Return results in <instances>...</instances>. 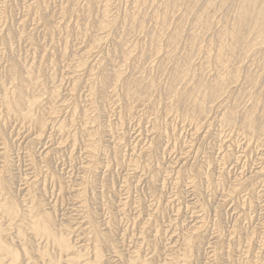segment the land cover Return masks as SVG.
I'll list each match as a JSON object with an SVG mask.
<instances>
[{
    "label": "rangeland",
    "instance_id": "1",
    "mask_svg": "<svg viewBox=\"0 0 264 264\" xmlns=\"http://www.w3.org/2000/svg\"><path fill=\"white\" fill-rule=\"evenodd\" d=\"M68 1L69 0H0V75H1L0 79L2 81L5 80L2 78V76L5 75L6 71L9 69L8 67H11L13 62H14V64H13L14 66L16 63L17 72L20 74L24 73V67H25L24 65L25 64L23 65L22 63H24L23 59H25L27 56H28L26 58L27 60L29 59L30 56H31L30 57L31 59H29V61H26V59H25V63L28 62L26 64H29L30 60L31 61L35 60L34 64H39V63L40 64L41 63L47 64V62L49 64L50 61H55V62L57 61L56 62V65H57L58 61H60L61 56H62L61 51L64 50L61 48H64L65 45H67L69 43L67 45L68 47L65 46V53L67 52V54H70V51L72 53H74L80 48V50L77 51L78 54L77 53H74V54L71 53L72 56L70 55L71 56L69 58L70 60L72 58H74V60L73 59L71 60L73 67H70L68 69L65 68V67H69L71 65V63L69 62L70 61L69 59H68L69 61L67 63H65L66 60L64 62L58 63L59 66L57 65L56 70H55V79L53 78L54 77L53 73L51 74L52 77L49 76L51 73L50 71L45 72L46 74L48 73V75L43 73V75L41 76V74H40V82L46 83L45 85H46V88L48 91L53 87L55 82L58 83V80L60 82V86L62 87V89H61L62 94H61L60 102L58 104H56L57 110H58V113L56 115V119L50 120V123H49V127L51 125L54 126V128H53L54 130L53 129L50 130L40 140L38 139L36 141H32V140H35V139H33L34 136L32 135L33 134L32 130L30 132V129L28 130L27 127L26 128L24 126L21 127V124H19L18 122H17V126L11 125L9 123H6V126H3L4 130L3 129L2 130L4 132L8 129V131H6L7 133L5 132V135L9 136V140L11 142V143L9 142V144H10L9 146L11 147L10 149H11V157H12V161H10L9 165L6 166V168H5L6 171L4 170V172H3V176L9 177V174L11 175V173H12L13 178H14V185H13V188H14L13 190L15 192L14 196H16L18 198L21 197L19 199H20V204L23 205L22 207L25 206L24 202H23V201H25L24 198L28 199V197L26 195L27 194L26 191H27V187H28L29 183H32L34 181L38 182L40 189H43V187L45 186L44 191L46 190L45 188L48 189V190H46L47 191L46 194L48 193V195L45 196V197H47V200H48L47 202H48V204L56 206V208L58 210V215H59L58 218H60L64 222H65V220H69V221L71 220L75 226L73 235L76 234V235H78V237L81 235L80 239L82 238V240H83V238H84V242H85V243L82 242L81 245L84 244L87 247L90 245L88 247V248H90V247H92V244H91L92 241H89V239L87 240V241H89L88 243L85 241L88 238L87 237L85 239V237L89 236V235H87L86 233L83 234V232L86 231V229H85L86 226L84 225L85 223L83 222L84 219L81 218L83 215L81 212H79V209H78V206L80 205L79 199L77 197H75V195H74V194L77 195L78 190H80L79 187H80L81 183L83 184L84 177H86L85 175L89 174L88 178L92 179L94 184H93V187L90 189V191L92 192V196H91V192H89V188H88V190H87L88 192H86V194L89 193L87 195L88 196L90 195V196L89 197L87 195L86 196L88 197V199L91 198L90 200H92V197H93V200L95 202L93 200L92 201L89 200L90 201L89 203H91L90 207L94 213H95L94 210L96 209V213H95V215H97V216H95V218L97 217L96 222H98V223L100 222L101 224H103V225H101L102 229H104V231H106V232H109V234L111 236L110 239L107 240L108 242L107 241L105 242L108 245H106L104 243V246H105L104 252H105V255L107 257L106 259L110 258V260L111 259L113 260V261H111L112 264H125V262L127 264L128 263L127 260L130 259V255L132 256L133 253L139 254V256H141V257H143V256L147 257V256H149L148 254L150 253V256L152 255L151 257L153 258L155 253L154 252H153L154 254H151V253H152V250L153 251H155V250L152 249V247H154V245H156V244L158 245V248H159L160 253H161V257L159 258V260H161V258H162V260H165L167 258V256H168V258L169 257H176V255L178 256L180 254L178 257H180L181 255L182 256L186 255L187 260H188V262H190V264H226V263L227 264H252L253 262L255 264H264V213H263L264 212V175H261V176L256 175V174H258V172L261 169H264V147H263V145H260L261 143L258 142V140L255 141V139H254L253 141H249V139L246 138L243 135V133H241V131H238L239 130L238 127H235L236 129L233 127H229V126H227L228 128L226 126L223 128V126H222L223 124H221V121L219 120V117L221 118L223 116L220 114H223V113L225 114V112L230 111L231 108L233 109L236 106L235 105L236 101H235V103H233L235 99L238 101H242V100L246 101L247 104L243 101L241 102V103H245L247 105V106H245V104H243L245 106L244 109L246 110L248 108L250 109V107L253 105V104L252 105L250 104V107H249V102L253 103V101L257 97V95L254 96L253 94H258V96L259 95L261 96L263 94L262 96L264 97V92L263 93L261 92L259 94V92L256 91V90H258L257 88H255L256 86H253L256 89L255 90L256 93L253 91L254 90L253 87H252L253 90H251V87L249 88L250 89L249 92H250V94L252 93V96L250 94L249 95H250V97L253 98V100H252V98H250L251 100L242 99V97H245V94L248 95V93H249L248 91H245L247 93L244 92V89L246 87L244 88L243 86H248V85H244V83L242 82V81H244L243 76H246V74L248 72H250V70L247 71V69H249L251 67L250 63L254 62L255 60L259 61L260 57H261V61H259L258 63L261 64L264 62V61H262V57H264V55H263L264 54L263 53L264 52V49H263L264 44L261 48L263 50V52L261 49H258L259 51L257 53L253 52V54L255 53L253 55L252 51H251V53L248 55L250 57L248 59L246 58V61L241 63V64L245 63L243 65L244 68L250 66L249 68H246V70H244L243 66L240 64L241 69L243 68L242 70H244L247 73L245 74L244 71L241 72L242 74H241V77L239 78L241 81H238V84L236 85L237 87L234 86L232 88V89H234L233 94H232V90L230 89L231 91L229 90L230 92H228V94L225 97L223 96V99L221 98L220 101H217L218 102V104H216L217 106H219V104L221 102H223L224 104H222V103L220 104L221 105V106H219L220 109L217 107L218 112H216V108L212 109L213 113L211 112V114L212 115L214 114L213 115L214 119L216 117V119L213 121L212 125H210V126H205V125H201V126L199 125L198 126L197 125L198 126L197 127L195 124H192V122L191 123L186 122V121H189L190 119L186 120V119L181 118V115H179V114L177 115L175 111H173L175 113H171L172 111L170 112L167 110L168 113L166 114V110H165L166 108H164V106H162L163 105L162 103H165L164 101L161 103L162 105L160 104L161 107L160 106L158 107L159 112L157 111V117L155 115L150 114L152 112H150L149 108H151L150 106L152 105L153 100L155 99L154 100L155 103L156 102L160 103L163 99V96L160 95L158 97L159 98L162 97V98H160V100L159 99L157 100V98H158L157 95H158V93L161 94L160 93L161 88L164 86V84L168 80L167 78L170 77L169 76L171 74V72H169L171 70L170 66L175 62V60L180 59L182 57V55H183L182 58H184L185 56L190 55L192 53H193L192 55L197 54V55L193 56L194 57L193 59H195L197 61L195 66L197 65L196 67H198V66L200 67V62L203 61V62H201V63H203V64H201V67H202V69H205L204 66H202V65L206 66V64L209 62L208 59L210 58V56L212 58V56L214 57L217 54L218 39H216L217 37H215L216 34L218 33L217 35L219 38V35L221 33L220 31H222L224 29V27L227 28L229 26L230 22L233 24V20L235 17V15H234L235 14L234 13L235 8L234 7H231V6H230V8H228L229 6L226 7L227 9H229V12L224 7L226 9L225 11H227L229 14V15L227 14L225 16L223 15L224 17L221 16L222 15V13H221L222 8H221V10L218 9L220 7H217V5L215 6V9L212 8V9H214V11L216 9L219 10V11L216 10L217 13L215 11V13H216L215 14L214 11L212 9H210L211 7H209V8H207L208 10L210 9L208 11L209 13L207 12L208 16L210 15V17L212 18L214 16L213 14H215V17H213L214 21L210 18V21L212 20L213 22H211V25L209 27L210 29H208V31L205 32L204 31L205 29H202V27H200V24H202L203 18L205 19L206 17H208L207 13H206L207 9L201 10V9H204V7L206 8V6L204 4L201 5L202 4L201 3L200 5L198 4L200 6V8L198 5H197V8H196V6H195V8H193L194 6L191 5L190 0H186V1L182 0L183 2L181 1L179 3L181 5V6H179L181 9L176 7L173 9L174 12H172V10L169 9L170 15H171L170 16L171 18H169L170 19L169 22H171V23H169V26L171 27L170 24H172V16H173L172 14L176 13L178 15L175 14V16L173 17V21H174V19H176V20L173 22L174 25L172 24V27L175 26V22L177 23L176 26L177 25L179 26L182 22L183 26L186 27L185 28L181 25V27H183L182 29H188V28L189 29L184 30L185 32L182 35L183 36L182 40L180 41V43H178V44H181L182 46L181 45L179 46L177 44L180 47V50L178 52V50L176 49L177 55H176V50H175V55H174L175 59L173 58L174 62L172 61L171 62L172 64L170 63V65H168L169 67L167 66V70L165 73L162 72V74L164 73L163 75L168 74V75H166V77L167 76L168 77L165 78L164 76H162L160 74L159 79H162V81H159V80L158 81L160 83H162L163 85L160 84L161 88L159 85V88L157 89V93H156L157 95L156 94L152 95V96H154V97H151L152 99L150 100V101H152V103L149 102L147 105L141 104L143 106L139 107V108L141 110L144 107L143 108L144 110L142 109L141 111H139V108H138L137 112H136L137 116L135 115L136 118L135 119H134V117H132L133 119L129 118V120H131L132 122L127 121L128 120L127 119L125 123L128 125H126V124L120 125L119 121H120L121 117L119 114H122L124 116V114L122 113L123 108L120 105V103H122V105H123V101H120V99L118 98V101H119V104H118L116 96L112 97L109 93L110 91L107 92V90H106L107 88L105 86H104L105 88L103 87V85L106 83V78L102 81L103 85L101 84V82H99V84H96V83H98L97 76L102 75L101 73H103V72H105V73L111 72V70H112L111 58H115V59L117 58L118 59V57L121 56V53H122V50L124 49V47H121V45H123V44L120 41L122 40V38H124L128 34L126 32L127 26L124 23L123 19L125 20V18L129 17L128 14H130V13L131 14L136 13L138 16H140V17L137 16V18L142 19V16L146 11V14H144V15H147V16H145L146 18L144 17V19L146 21L143 24V26L145 25L144 26L145 28L140 29V30L142 32V31H146L148 29L146 31L148 33V35H149V30H151L152 33H153V31H154V33H156L158 31L157 30L158 26L160 27L161 23H160V21H158L160 23V25H159V23H156V25L158 24V26H156V28H155L154 27L155 23L154 22L152 23L153 18L151 17L152 18L151 19L150 15H151V13L154 14L153 13V12H155L154 10H158L157 8L154 9V7H157L158 4H159L158 6H161L162 3H165V2H162L163 0H160V2H161V4H160L159 0H155L156 2L158 1L157 3L154 2V0H148V1L147 0H112L110 3V8L112 11L111 16L112 17L114 16L113 18H115V20L113 19L115 21L114 26H113V28L108 30V33H107V31H105V33L104 32L101 33L102 37L104 38L102 45H101V49L95 50L96 52L94 51L95 53L93 52V55L91 57H89L90 54L86 55V53H85V51L87 49L85 47H87V45H88L89 38H90L89 35L91 36V33H90L92 31L91 28H87L85 30H79L78 31L79 33L81 32L82 34L85 33V37L88 39V41H86L85 40L86 38L83 37L84 35H81V33L79 36H77L79 34L78 32H77L78 33L77 34L75 31L76 35H74L75 34L74 31L72 32V30L74 29V28H72V25H73V23H75L76 18H77L75 15L72 16V19H71L72 21L70 22V18H69L70 15H68V18H69L68 19L67 16H66V18L64 16L61 18L60 17L61 15L59 16V14H58V13H60L59 11H60L61 7L71 4V0L69 2ZM72 1H75V0H72ZM81 1L82 2L84 1V4H83V7H84V5L86 4L85 0H81ZM104 1H102V2L104 3ZM152 1L154 2L153 6H152V4H153ZM79 2H80V0H79ZM79 4H80V6H82V3H79ZM162 6H161V8H162ZM190 7H191V9H190ZM192 8H193V10L194 9H196V10L192 11ZM224 8H223V10H224ZM231 8H234V9L232 10ZM176 9L179 13L176 11ZM179 9H180V11H179ZM186 9L190 10V13L193 12V14L192 13L190 14L188 10H187L188 12H186L187 13L186 14L185 13ZM197 9H199V10H197ZM230 9H231V11H230ZM147 10L148 11L150 10V12H148ZM137 12H139V13H137ZM227 12H224V13L226 14ZM148 13H149V15H148ZM230 13H232V14H230ZM52 14H54V16L56 14L57 17H60V18L56 19L54 16L51 17ZM194 14H195V16H194ZM198 14H199V17H198ZM217 14H219V15H217ZM155 15H156V13L153 16H155ZM186 15H188V16L191 15V16H189V18H187ZM211 15H213V16H211ZM125 16H127V17H125ZM228 16H231V17H228ZM179 17L181 20L178 19ZM200 17H201V19L198 20ZM52 18L56 19V21L59 23V24L57 23V25L58 26L60 25L61 28L65 27L67 25H69L70 29L72 28L70 32L68 31V33L70 34V35L68 34L69 37L68 36L66 37L67 34L65 35L66 38H69V39H67L69 42L67 40H65L64 43L61 44L63 41L62 38L65 39L64 34L66 32L63 31L64 28H62L61 31L60 30L55 31L50 26L47 27L48 24H50V25L52 24L51 26L53 28L56 27V25L55 26L53 25L56 22H54V19H52ZM191 18L193 19L192 21H191ZM194 18L197 19V22L200 21V23H198V24L194 23L196 20ZM154 19H156V16ZM189 19H190V21H189ZM178 20H180V21H178ZM185 20H186V22H185ZM229 20H231V21H229ZM228 21H229V23L227 24ZM67 22H69V23L66 24ZM190 22H192V23H190ZM218 22L220 25L218 24ZM64 24H66V25H64ZM212 24L213 25L216 24V25L213 27ZM217 24L220 27H218ZM226 24L228 26H226ZM192 25L195 26L194 31H198L200 33L204 32L203 37H202L203 41L200 40L199 42H197V45L198 44L200 45V47L197 46L198 50L196 49L195 45L190 46V43H188V40H186L187 38L191 37V34L194 33V32H192L191 34H189L190 31H193L194 26H193V28H191ZM76 26L77 25L75 23V27ZM122 26L124 28H126L125 31H122L123 33L121 32V30L123 28ZM196 26H197V29H196ZM172 27L170 29L169 28L168 29L173 33L172 29L175 30V28L174 27L172 28ZM198 27H200L203 31H201V30L199 31ZM215 27H217L216 29H218V30L216 32H213V34L210 33L211 31H214L213 29H215ZM46 28H49V30H50V28L52 30H54L53 36H45L46 32H47ZM124 28H123V30H124ZM219 28L221 30H219ZM160 29H159V31H160ZM166 31H168V30L166 29L165 32H164V30L161 31L162 36L166 35L165 38L163 37V40H162L163 42H164V39L169 40V37H170L169 33H171V32L170 31L166 32ZM58 32L61 33V35L58 34ZM71 32H72V34H71ZM87 32H89L90 34ZM124 32H126V34ZM138 32L140 33V34L138 33L139 37L141 34H143V36H144V32L141 33L139 30H138ZM187 32H189V33H187ZM62 33H63V35H62ZM147 33H145V34L147 35ZM164 33H165V35H164ZM86 34H87V36H86ZM123 34H125V35H123ZM121 35H123L124 37ZM146 35L144 36L145 38L142 37V35H141V37L143 39L141 37H140L141 38L140 39L137 36H135L136 38H134L133 43H131V45H132L135 42L134 45L136 46V44H137V47H136V49L131 48V50L132 49L135 50V52L132 50L134 52L135 57L133 56V52L132 53L130 52L131 54H130V58L128 60L129 63H127V64L125 63V68H126L125 72L127 71V75L131 73L130 71L132 69L131 66L133 65V62L136 59H139L141 57L140 55L142 54V52L144 51L143 55L145 53L147 55V52H145L147 47H146V49L144 48L145 50H143L142 48H143V45H146V46H148V48H150L149 47L150 42L148 43V41H146V40L148 39V37L150 38V36L152 34L149 35L148 37ZM186 35H189V37ZM119 36H120V41H117L119 39L118 38ZM213 36L215 37V40H217V43L214 44L215 46L212 44V43L216 42L215 40L213 41V38H214ZM77 37H80V38H77ZM81 37L83 38V40L85 42L82 40H79V39H81ZM211 37H213L212 42L209 43V41H211L210 40ZM184 38H186V39H184ZM144 39H146L144 41L146 43H143ZM183 39H184V41H183ZM206 39H207V41H206ZM167 40H165L167 45H166V43L164 44L163 42L161 44V48L163 49V51H161V54L163 53V55H166V56H167V53L170 49L168 46ZM58 41H59V43H58ZM78 41H79V43L82 42L81 45L78 44ZM190 41L191 40H189V42ZM204 42H205L204 45L206 47H204V45L202 46V44ZM84 43L85 44L87 43V45H85ZM142 43H143V45H142ZM186 43H187V45H186ZM74 44H78L77 47ZM183 44H185V45H183ZM210 44H212L213 46L211 45V47H210ZM131 45H130V47H131ZM134 45H132V46H134ZM34 46L36 49L34 48ZM59 46L60 47L63 46V47L60 48ZM189 46L191 49L188 48ZM179 47H177V48L179 49ZM181 47L185 48L184 51L181 50L182 49ZM192 47H195L193 49L197 50V52H199V54L196 53L195 50L193 51ZM81 48H83V50ZM201 48H202V51H201ZM210 48H214V49H212L214 51H211ZM204 49H210V50H204ZM59 50H61V51H59ZM187 50L188 51L192 50L193 52L190 51V52H192V53H190V52H187ZM165 51H167V52H165ZM210 51H211V53L212 52L213 53L210 54L209 53ZM260 51H261V53H260ZM58 52H60L61 54H58ZM82 52H84V54ZM115 52H116V54H114ZM182 52H183V54H182ZM185 52H187V53H185ZM203 52L204 53L206 52L207 54H209L208 59L205 56L206 53L204 54ZM164 53H166V54H164ZM184 53L186 55H184ZM188 53H190V54H188ZM202 53H203V55H202ZM40 54H42V56ZM161 54L158 57H162ZM178 54H180L181 57ZM200 54H201V56H199ZM258 54H260V57ZM32 55L34 56V58L35 57L36 58L34 59ZM57 55L58 56L60 55V57H58ZM74 55H76V56H74ZM111 55H113V56L115 55L116 57H111ZM131 55H132V57H134L136 59L132 58ZM251 55H253V56H251ZM21 56H22V58H21ZM23 56L25 58H23ZM57 57H58V59H56ZM86 57L89 58L88 59L89 64L86 67L80 68V67L76 66L81 59L86 61V59H87ZM147 57H145V58H147ZM153 57L154 56H149L150 59ZM156 57L157 56H155V58ZM158 57L156 59L153 58L154 60L153 59L152 60L154 62L152 60H151V62H153L154 65H155V62H157L156 65L160 66L159 62H161L162 59L161 58L159 59ZM164 57L165 56H163V59H164ZM196 57L197 58L200 57V58L196 59ZM252 57L254 58V60L252 59ZM32 58H33V60H32ZM200 59H201V61L199 62ZM204 59H207L206 64L204 62ZM20 60H22V62ZM36 60H37V63H35ZM146 60L148 62V58ZM249 60H251V61H249ZM263 60H264V58H263ZM98 61L100 62L99 65L98 64L94 65ZM144 62H145V60H144ZM151 62H149V64L147 63L148 65H145L146 69H147V71H145L146 72L145 75L148 72L147 75H150V77L148 76L149 78H158L157 77V75H158L157 71L153 70L155 72L154 73L152 71V69H150V68H153L154 65L152 64L153 67L149 68V65L151 66V64H150ZM246 62H247V64H246ZM248 62H250V63H248ZM258 63L256 64V61H255L252 65L254 66V64H255V67H256V65L257 66L259 65ZM40 64L35 65L37 67V69L38 68H40L41 70L48 69V68H46L48 64L47 65L42 64L45 68H43V66ZM60 64H61V66L63 65L64 67L63 66L60 67ZM129 64L131 65L130 66L131 69L129 67ZM208 64L206 66L207 67L206 71L208 69H210V70L212 69V70L211 71L208 70L206 72V74H208V77L210 78L211 76H209V75L212 73L213 67L208 68ZM67 65H69V66H67ZM126 65H128V66H126ZM156 65H155V68H156ZM262 66H264V65L262 64ZM77 67L80 69H78ZM98 67H99V69H98ZM127 67H128V70H127ZM258 67H259V69H257V67H256V69L259 70V73H260V71L263 70L264 67H261V65H259ZM61 68H63V70ZM95 68H96V70H95ZM155 68H153V69H155ZM158 68L159 67H157L156 69H158ZM251 68H252L251 72H253L255 70V68H253V67H251ZM260 68H262V69H260ZM57 69H59V70H57ZM64 69H66V70H64ZM93 69H94V71H93ZM129 69H130V71H129ZM99 70H101L100 73H98ZM199 70H201V69H199ZM255 72H256V70H255ZM263 72H264V70H263ZM263 72H262V74H260L262 76L258 75V76H260L259 77L260 79L263 77L262 80L260 81V85L259 86L257 85V87H259V88L261 86V89L264 86V85H262V81L264 79V76H263L264 73ZM62 73H63V75H62ZM95 73H96V75L97 74L98 75L96 76ZM213 73L215 75L216 72L213 71ZM21 76L24 77L25 74H22ZM50 80L52 82L53 81H55V82L52 83V82H50ZM107 82H108V80H107ZM94 84L96 86H93ZM184 84L185 83H182V86ZM263 84H264V81H263ZM238 85L239 86L243 85V86L239 87ZM92 88H93V90H92ZM94 88H95V90H94ZM240 88H244V89L239 90L240 91V93H239L240 94V100H239V98H238L239 96L238 97L236 96L238 93H236V92ZM246 89L248 90V88H246ZM108 90H111V89H108ZM262 91H264V87H263ZM243 92H244V94L241 95V93H243ZM91 93H92V95H91ZM0 94H1V90H0ZM155 95H156V97H155ZM229 95L230 96L232 95L231 99H230ZM247 95H246V97H248ZM228 96H229V98H227ZM47 97H48V94H46L45 97L42 98V100H43L42 106L47 103V100H48ZM62 100H64L65 103L61 102ZM226 100H229V101L225 102ZM238 101H237V103H238ZM247 101H249V102H247ZM115 102H117V103H115ZM229 102H232L234 105L230 104ZM60 103H63V104H60ZM81 103H83V104H81ZM241 103H239L238 105H241ZM147 106L149 107L148 108L149 111L146 109ZM242 106H240V107H242ZM119 108H122V109H119ZM239 108H238V110H239ZM244 109L242 107V108H240L239 111H241V110L245 111ZM259 109H258V112H259ZM2 111L3 110L0 111V114H1L0 115V125L5 124L4 121H7V120L11 121L12 120V119L10 120V119H7L6 117H4L5 115L4 114L2 115ZM120 111H121V113H120ZM144 111H145V113H144ZM260 111H262V110H260ZM169 113H170V115H169ZM84 114H86V115H84ZM147 114L155 116L154 118H156L158 120L156 122L158 128H161V129L164 128L162 130L167 131V133L165 132V134H164L165 137L163 135H162V137L159 136L160 134H159L158 129L156 130L154 128L155 121L152 120L154 118L150 115H147ZM176 116H179L180 118L176 117ZM119 117H120V119H118ZM86 119H87V121H85ZM12 121H15V120H12ZM2 122H4V123H2ZM74 122L76 123V125ZM86 122H87L86 127H87V129H89L90 132H93L94 131L93 128L96 127L97 125H99L101 127V129L103 130L102 136L104 137L102 139V143L100 142L99 135L94 136V138H93L91 136H88V134H86L84 132L85 125H83V124L84 123L86 124ZM94 122H95V124H94ZM172 122H173V124H172ZM60 125L65 126L64 130H62L63 132H60V130L58 131V129H59L58 126H60ZM13 127H16V128H13ZM66 127H67V129H69L67 131L68 133H66V130H67V129L65 130ZM82 127H84V128H82ZM119 127H121V128H119ZM182 128H185V129H182ZM12 130H14V131H12ZM15 131H16V133H15ZM117 131H118V133H117ZM110 132H111V134H110ZM87 133H89V132H87ZM8 134H10L11 136ZM100 134H101V132H100ZM181 134H182V136H181ZM118 135H119V140L117 137ZM123 135H125V136H123ZM83 136L84 137L86 136V137L82 139ZM90 137L92 139H90ZM122 137L126 138L124 142H121ZM167 138H168V140H167ZM184 138H185V140H184ZM12 139H13V141H12ZM86 139L87 140L90 139L88 141H92L94 139L93 141L95 143L99 142V143H101V146L104 145L102 147V149L100 150V152L98 153L99 155L97 154V156L93 158L88 153V149L86 150V148L88 147L87 145L89 142ZM97 140H99V141H97ZM155 140H157V142ZM84 142H86V143L88 142V143L86 144ZM0 143H1V141H0ZM116 143H119V144L123 143L125 146L127 145V148H125V146L123 144L121 145L123 148L118 144V146H117L118 151H117V149H115L116 148L115 146L117 145ZM119 147L121 148V150ZM157 147H158V149H157ZM0 148H2L1 144H0ZM83 149H84V151H83ZM132 150H133V152H132ZM157 150L159 151L158 152L159 154L155 153ZM148 151L149 152L155 151L154 153H155V155H157V159L158 158L160 159V160L158 159L159 165L157 166V168H156V164H158V162H156L157 159L154 162H152V164L149 163L150 165L148 168L149 169L153 168L152 170H148L147 167L145 169V166H148L147 163L146 164L144 163L147 161V159L145 158V154H147ZM114 152H116V154ZM118 152H120V153H118ZM0 153H1V150H0ZM117 154H119V156H121L120 154H122L123 158L126 155L124 158L125 160H123V159H122L123 161L121 160L122 164H125V165L120 164L121 163L120 160L115 158V157H117L116 156ZM140 154L142 156H140ZM114 155H115V157H113ZM137 155L140 156L141 158H143V160L140 157H138ZM67 157H69V158H67ZM114 159H116V162ZM144 159H145V161H144ZM118 160H119L120 165L117 163ZM2 161H3V159L1 158V154H0V166L3 165ZM19 163H21V164H19ZM153 164H154V166H153ZM150 166H152V167H150ZM90 169H91V171H90ZM146 170H148V171H146ZM85 171H87V172L89 171V172L86 173ZM153 171H154V173H153ZM47 172H48V174H46ZM52 172L53 173L56 172V174H59L60 176H62L65 179V181L67 182L66 186H65L66 189H65V187H64L65 190L63 189L64 191L63 190H62V192L58 191V189L61 190V188L59 187L60 185L58 183L56 184L55 180L50 179L51 177H49V176H50V173H52ZM156 172L158 175H156ZM92 173L94 175H92ZM253 173H256V174H253ZM262 174H264V171ZM154 176H157V177H154ZM209 176H211V177H209ZM153 178L156 179V180L154 179L156 183L153 181ZM152 181H153V183H152ZM240 182H242V184H239ZM245 182H247V183L245 184ZM244 184L247 187H245ZM252 185H254V186H252ZM41 186H43V187L41 188ZM152 186L155 188H152ZM68 187H69V189H67ZM106 187H108V188H106ZM17 188H18V191H17ZM155 189L159 192L157 193V191ZM194 189H198V193H197L198 195L194 192L195 191ZM150 190H151V192H150ZM155 191H156V193H154ZM229 192H231V193H229ZM21 193H22V195H21ZM43 193H45V192H43ZM159 193L161 195V197H160L161 202L159 199H157L159 197ZM125 197H127V198H125ZM107 198H109L111 200H108ZM105 199L108 202L109 201L110 202L108 203ZM198 199L201 201L198 204L194 203V202H197ZM221 199H223V200H221ZM158 200H159V203H158ZM93 202L96 204H94ZM105 202H107V203H105ZM104 203H105V205H104ZM203 203H204L206 209L202 208ZM77 204H78V206H77ZM108 205H110V206H108ZM124 205H125V207H124ZM107 206L110 208H108ZM120 208L123 210H120ZM111 209H113V210H111ZM106 210H110V211H107L108 212L107 213ZM119 210L121 212L122 211L123 212L121 213ZM111 212H112L113 216H110V215H112ZM107 214H109L108 218H107ZM159 214L164 216V218H162L161 215H159ZM159 216L161 218H159ZM111 217H114V218H111ZM110 218L112 221H114L113 222L114 224L111 223L112 221H110ZM154 218H155V220H154ZM201 218H204V222H203V226L201 225L203 229L201 228V230H200L201 231L200 240H198L197 243H195L193 246H191V248H189V249L185 248L186 246L184 245L183 238H184V235H186V234H184V233H186L188 230H190V228L195 223H197L196 221L202 222ZM105 219L108 222V226H107V222L105 221ZM148 219H149V222H147ZM152 219H153V221H152ZM205 219H207V220H205ZM156 220L158 222L160 221L159 223H162V224H160L161 227H159L160 226L159 223L157 225V222H155ZM161 220H163L164 222H162ZM168 223H169V225H168ZM111 224H113V227L115 225V227H114L115 231L113 230ZM155 226H156V228H155ZM110 227H111L112 231H109ZM106 228L108 229V231ZM157 228H158V230H157ZM13 230L15 232V229H13ZM113 231L116 233H114ZM200 231L197 233H200ZM231 231H233V232H231ZM12 232L13 231H9L8 233H12ZM80 232L82 234H80ZM163 232H164V234H163ZM112 233L115 234L114 235L115 238L112 237L113 236ZM164 235H166V236H164ZM74 238H76V237H74ZM218 242H220V243H218ZM241 242H242V244H241ZM109 243H111V244H109ZM113 243H114V246H113ZM147 244H149V245H147ZM150 244H152L151 248H150ZM174 244H176L175 245L176 247L173 248L174 251L172 249H169L170 251L168 252V248L170 246H173ZM214 247H215V249H214ZM179 249H180V251H179ZM216 249H218L217 250L218 253L213 255L214 251H212V250H216ZM90 250H92V248H90ZM187 250H188V252H187ZM164 251L167 253H165ZM220 251H221V253H220ZM113 252H114V254H113ZM218 254H219V256H218ZM128 255H129V257H128ZM213 256H214V258H213ZM121 261H123V262H121ZM218 262H220V263H218Z\"/></svg>",
    "mask_w": 264,
    "mask_h": 264
},
{
    "label": "bare ground",
    "instance_id": "2",
    "mask_svg": "<svg viewBox=\"0 0 264 264\" xmlns=\"http://www.w3.org/2000/svg\"><path fill=\"white\" fill-rule=\"evenodd\" d=\"M70 1V0H69ZM68 1V2H69ZM102 1H104V0H85V5H84V7H83V4H84V1L82 2L81 0H80V2H79V0H75V1H72L71 0V4L70 5H66V6H63V7H61L60 8V13H58L59 14V16L62 18L63 16L66 18V16H67V18H68V15H70V22L72 21L71 19H72V16L73 15H75L77 18H76V21H75V23H76V27H75V23H73V25H72V28H74L73 30H72V32L74 31V33H75V31H76V33L79 31V30H85V29H87V28H91V36L89 35L90 33L89 32H87V33H89L88 35H89V42H88V45H87V43L85 44V45H87V47H85V48H87L86 49V51H85V53H86V55L87 54H90V56L89 57H91L92 55H93V52L95 51V50H100L101 49V45H102V42H103V40H104V38L102 37V34L101 33H105V31H107V33H108V30H110L111 28H113V26H114V20H115V18H113L112 16H111V13H112V11H111V8H110V3H111V1L112 0H105L104 1V3L102 2ZM148 1V0H147ZM182 0H163L162 2H165V3H162V8H161V6H158L157 4V7H154V9L155 8H157L158 10H154L155 12H153L154 14L156 13V19H154L155 18V16H153L154 14H152L151 13V15H150V18L152 17L153 18V21H152V23L154 22L155 23V25H154V27L156 28V26H158V24L156 25V23H159L158 21H160V23H161V25H160V23H159V25H160V27L158 26V31L156 32V33H154V31H153V33L151 32V30H149V35H151L150 36V38L148 37L149 35H148V33L146 32V31H142V32H144V36L146 35L145 33H147V37H148V39L146 40V39H144L143 40V43H146V42H144L145 40L146 41H148V43L150 44H148L149 45V47L150 48H148V46H146V45H143V43H142V45H143V50H145L146 49V47H147V51L145 50V52H147V55H146V53L143 55V52H142V54L140 55L141 57L139 58V59H136V58H134L135 57V55H134V52H135V50H133L134 48L136 49V47H137V44H136V46L134 45L135 44V42H134V44H132V45H134V46H132L131 45V43H133V41H134V38H136L135 36H137L138 38H140L141 37V35H142V37H144L143 36V34H141L140 35V37H139V32H138V30L141 32V30L140 29H143V28H145L144 26H143V24L145 23V19H144V17L145 16H147V15H144V14H146V11H145V13L143 14V16H142V19L141 18H137V14L136 13H134V14H128L129 15V17H127V16H125V17H127V18H125V20L123 19V21H124V23L126 24V28H127V30H126V32L128 33L125 37L123 36V35H125L126 34V32H124L125 34H123V35H121V36H123L124 38H122V40L120 41V36L118 37L119 39L117 40V41H120L123 45H121V47H124V49L122 50V53H121V56H119L118 57V59L116 58H111V57H116L115 55L113 56V55H111V67H112V70H111V72H109V73H105V72H103V73H101L102 75H96V73H95V75L97 76V79H98V83H96V84H99V82H101V84L103 83L102 81L106 78V83L103 85V87L105 86L107 89V92L108 91H110L109 93H110V95L112 96V97H115L116 96V98H117V102H118V104H119V101H118V98L120 99V101H123V105H122V103H120V105L122 106V108H123V111H122V113L124 114V116L122 115V114H119L120 115V117H121V119H120V117L118 118V119H120V125H125L126 123V120L127 121H130V122H132L131 120H129V118H131V119H133L132 117H134V119L136 118L135 117V115L137 114L136 112H137V109L139 108V107H142L143 105H147L149 102H151L152 103V101H150L152 98L151 97H154V96H152V95H154V94H156L157 93V89L159 88V85L160 84H162V83H160L159 81H162V79H159V75L161 74L162 76H164L165 78H167L166 77V75H168V74H166V75H163L165 72H166V70H167V66L168 65H170V63L173 61V58L175 57L174 55H175V50L177 49L178 50V52H179V50H180V45L181 44H178V43H180V41L182 40V35H183V33L185 32L184 30H188V29H182L183 27H185V26H183V23L181 22V24L177 27L176 26V22H175V26H173L174 28H175V30H173L172 29V31H173V33L169 30L171 27H172V24H173V22L176 20V19H174V21H173V17L175 16V14L176 13H174V14H172L173 16H172V24H170L171 25V27L169 26V23H171V22H169V18H171L170 16V10L169 9H171L172 10V12H174L173 11V9L174 8H176V7H178V8H180L179 6H181L179 3L181 2ZM186 1V0H185ZM184 1V2H185ZM154 2H156L155 0H154ZM154 2L152 1V6L154 5ZM158 2V1H157ZM156 2V3H157ZM183 2V1H182ZM189 2V1H188ZM190 2H191V5H193L194 7L193 8H195V6H196V8H197V5L199 4H201V5H205L206 6V8L204 7V9H201V10H205V9H207V8H209V7H211L210 9H212V8H214L215 9V6L217 5V7H220V8H218V9H220L221 10V8H222V10H221V13H222V17H224L225 15H227L228 14V12H229V9H227L226 7H228V8H230V6L231 7H234V8H231L232 10L234 9V15H235V17H234V20H233V24L231 23H229V21H231V20H229L228 22H227V24L229 23V26L226 24V26H228L227 28H225L224 27V29L222 30V31H220L221 33H220V35H219V38H218V33L216 34V36L215 37H217L216 39H218V43H217V40H215V37L213 38V37H211V41H209V43H211L212 42V38H213V41L215 40L216 42H214V43H212L213 45L214 44H218L217 45V54L213 57L212 56V58H211V56H210V58L208 59V55L209 54H207L206 52V54H205V56L207 57V59L209 60V64L206 62L207 61V59H204V62H205V64L207 63L208 64V68L209 67H213V71L214 72H216L215 73V75H214V73H213V71H212V73L209 75V76H211L210 78L208 77V74H206V72L209 70V71H211L210 69H208L207 71H206V66H207V64H206V66L205 65H202V66H204V68L205 69H202V67H201V64H203V63H201V62H203V61H201V59L199 60V62H200V67L198 66V67H196L195 66V64H196V60L195 59H193L194 57L193 56H195V55H197V54H195V55H192L193 53V51L195 50V49H193V48H195V47H192V49H193V51L192 50H190V51H192V52H190V51H188L189 49H191L190 48V46L191 45H195L196 46V49L198 50V48H197V46L198 47H200V45L198 44L197 45V42H199L200 40H202L203 38V34H204V32L203 33H200V32H198V31H194V29H195V26L194 25H192V27L191 28H193V26H194V28H193V31H190V33L189 32H187V33H189V34H191L192 32H194L193 34H191V37H189V35H186V36H188L189 38H184V39H186V40H188V43H190V46L188 47L189 49L187 50V52H190V53H192V54H190V53H188V54H190V55H187V56H185L184 58H182L183 57V55H182V57L180 56V54H178L180 57V59H176L175 60V62L170 66L171 67V70L169 71V72H171V74L169 75L170 77H168L167 79V81H166V83L164 84V86L161 88V85H160V88H161V90H160V93L161 94H159L158 93V95H157V97L158 96H163V99H162V101L160 102V103H158V102H154V100H153V103H152V105L150 106L151 108H149L148 106L146 107V109L148 110V108L150 109V112H152V113H150V114H152V115H155L156 117H157V111L159 110V106H160V104L164 101L165 103H162L161 105L162 106H164V108H166L165 110H166V114L168 113L167 112V110L168 111H172L171 113H175L176 112V114L178 115H181V118H183V119H190L189 121H186V122H192V124H195L196 126L198 125H205V126H210V125H212V123H213V121L216 119V117H215V119H214V117H213V115L211 114V112L213 111L212 109L213 108H216V112H218L217 111V107L219 108V106H221L220 104L222 103V104H224L223 102H221L220 104H219V106H217L216 104H218V102L217 101H220V99L222 98L223 99V96L225 97L227 94H228V92H230L231 90H232V94H233V91H234V89H232L234 86L235 87H237L236 85L238 84V81H241L239 78L241 77V72H243L244 70H246V68H249L250 66L251 67H253V68H255V70H256V72H255V70L253 71V72H251V70H252V68L250 67L249 69H247V71L248 70H250V72H245V74H246V76H243L244 77V81H242L243 83H244V85H248V86H243V85H241V86H243L244 88L246 87V88H248V90L245 88H240V89H238V91L236 92V93H238L236 96L239 98V100H240V91L239 90H243L244 89V92L245 91H250V87H251V90H253L254 92H255V88H257L258 90H256L257 92H259V94L262 92H264V91H262L263 90V87H262V89H261V86H260V88L259 87H257V85L259 86L260 85V81L262 80V78L260 79L259 77L260 76H262V75H260V74H262V72H263V70H264V68H263V70H261L260 71V73H259V70H257V69H259V65H261V67H264V66H262V64L264 65V62L263 63H261V64H259L258 62L259 61H261V57H260V54H258L259 55V57H260V60L258 61V60H255L256 61V64L258 63L259 65L257 66L256 65V67H257V69H256V67H255V64H254V66L252 65L254 62H252V63H250V62H248V63H250V66L249 67H246V68H244V64H241L242 62H244V61H246V58L248 59L250 56H248L250 53H251V51H252V54H253V52H255V53H257L259 50L258 49H261L262 48V46H263V44H264V0H190ZM79 3H82V6H80V4ZM159 3L161 4V2H160V0H159ZM69 4V3H68ZM190 4V3H189ZM190 5V6H191ZM198 5V6H199ZM214 6V7H213ZM57 7V6H56ZM151 7V6H150ZM160 7V8H159ZM192 7V6H191ZM191 7H190V9H191ZM202 7V6H201ZM227 9V11H225L226 9ZM193 8H192V11H194V10H196V9H194L193 10ZM199 8H200V6H199ZM223 8H224V10H223ZM46 9V8H45ZM146 9V8H145ZM181 9V8H180ZM180 9H179V11H180ZM189 9V8H188ZM188 9H186V11H185V13L186 12H188L189 11V13H190V10H188ZM209 9V10H210ZM214 9H212L213 11H214ZM231 9H230V11H231ZM117 10V9H116ZM188 10V11H187ZM197 10H199V9H197ZM208 9H207V11H206V13L209 11ZM217 10V9H216ZM215 10V11H216ZM148 11V10H147ZM157 11V12H156ZM176 11H177V9H176ZM215 11H214V13H215ZM217 11H219V10H217ZM217 11H216V13H217ZM223 11V12H222ZM148 12H150V10L148 11ZM178 12V11H177ZM198 12V11H197ZM205 12V11H204ZM224 12H227L226 14L224 13ZM137 13H139V12H137ZM179 13V12H178ZM188 13V14H189ZM192 14H193V12H191ZM190 13V14H191ZM209 13V12H208ZM208 13H207V16H208ZM215 13V14H216ZM220 13V12H219ZM187 14V13H186ZM196 14V13H195ZM195 14H194V16H195ZM215 14H213V15H211V16H213V17H215ZM230 14H232V13H230ZM148 15H149V13H148ZM176 15H178V14H176ZM217 15H219V14H217ZM224 15V16H223ZM229 15V14H228ZM54 16V14H52V16L51 17H53ZM189 16H191V15H189ZM189 16L188 15H186V17L187 18H189ZM193 16V15H192ZM197 16V15H196ZM203 16V15H202ZM232 16V15H231ZM231 16H228V17H231ZM56 19H59L60 17H57V15L55 14V16H54ZM138 17H140V16H138ZM198 17H199V14H198ZM213 17L211 18L210 17V15L208 16V17H206L205 19L203 18V22H202V24H200V27H202V29H205L204 31L206 32V31H208V29H210L209 27H210V25H211V22H213L214 20H213ZM220 17V16H219ZM227 17V18H228ZM68 18V19H69ZM146 18V17H145ZM149 18V19H150ZM151 18V19H152ZM176 18V17H175ZM210 18L213 20H211L210 21ZM52 19H54V18H52ZM56 19H54V22H56L55 24H53L54 26L56 25V27L55 28H53L50 24H48V26L47 27H51L52 29H54L55 31H61V29L62 28H64V30L63 31H65L66 33L64 34V37H65V35H66V37L68 36V31L70 32L71 31V29H70V27H69V25H67V26H65V27H62L61 28V26L59 25H57V21H56ZM64 19V18H63ZM114 19V20H113ZM148 19V20H149ZM178 19H180V17L178 18ZM194 19H196V18H194ZM201 19V17L198 19V20H200ZM222 19V18H221ZM230 19V18H229ZM232 19V18H231ZM61 20V19H60ZM181 20V19H180ZM180 20H178V21H180ZM193 19L191 18V21H192ZM53 21V20H52ZM62 21V20H61ZM117 21V20H116ZM122 21V22H123ZM184 21V20H183ZM189 21H190V19H189ZM219 21V20H218ZM185 22H186V20H185ZM216 22V21H215ZM220 22V21H219ZM219 22H218V24H219ZM44 23V22H43ZM52 23V22H51ZM69 22H67L66 24H68ZM188 23V22H187ZM190 23H192V22H190ZM189 23V24H190ZM194 23H196V24H198V23H200V21L199 22H197V19L195 20V22ZM193 23V24H194ZM59 24V23H58ZM66 24H64V25H66ZM214 24V23H213ZM212 24V25H213ZM217 24V25H218ZM40 25V24H39ZM124 25V24H123ZM174 25V24H173ZM181 25L183 26V27H181ZM216 25V24H215ZM215 25H213V27L215 26ZM220 25V24H219ZM218 25V27H220ZM63 26V25H62ZM74 26V27H73ZM125 26V25H124ZM187 26V25H186ZM191 26V25H190ZM189 26V27H190ZM223 26V25H222ZM123 27V26H122ZM170 27V28H169ZM172 27V28H173ZM177 27V28H176ZM200 27H198L199 29V31L201 30V31H203ZM212 27V26H211ZM212 27V28H213ZM50 28V30H49V28H46L47 30V32H46V35L45 36H53V32H54V30H52ZM124 28V27H123ZM123 28H122V30H121V32L122 31H125V29L126 28H124V30H123ZM154 28V29H155ZM161 28V29H160ZM169 28V29H168ZM186 28V27H185ZM217 27H215V29H216ZM78 29V30H77ZM153 29V30H154ZM159 29H160V31H159ZM168 30V31H170L171 33H169V40H167V39H164V42L162 41L163 40V37L165 38V33H164V35L165 36H162L161 34V31L162 30H164V32H165V30ZM196 29H197V26H196ZM213 29L214 31H211L210 33H212L213 34V32H216L218 29ZM192 30V29H191ZM219 30H221L220 28H219ZM62 31V32H63ZM88 31V30H87ZM168 31H166V32H168ZM210 31V30H209ZM72 32H71V34H72ZM83 32V31H82ZM141 32V33H142ZM159 32V33H158ZM76 33L74 34V35H76ZM79 33V32H78ZM77 33V34H78ZM81 33V32H80ZM80 33L77 35V36H79L80 35ZM84 33V32H83ZM93 33V34H92ZM123 33V32H122ZM121 33V34H122ZM139 33V34H138ZM151 33V34H150ZM209 33V32H208ZM58 34H60L61 35V33H59L58 32ZM138 34V35H137ZM62 35H63V33H62ZM70 35V34H69ZM81 35H84L83 37H85V33L84 34H82L81 33ZM107 35V34H106ZM119 35V34H118ZM86 36H87V34H86ZM168 36V35H167ZM65 37V39L64 38H62L63 39V41H62V43L61 44H63L64 43V41L65 40H67V39H69V38H66ZM69 37V36H68ZM141 37V38H142ZM146 37V38H147ZM210 37V36H209ZM77 38H80V37H77ZM86 38V37H85ZM140 38V39H141ZM145 38V37H144ZM61 39V40H62ZM143 39V38H142ZM184 39H183V41H184ZM59 40V39H58ZM79 40H82V41H84L83 40V38L81 37V39H79ZM86 41H88V39L86 38L85 39ZM165 40H167L168 41V46H169V51H168V53H167V56L166 55H163V53L161 54V51H163V49L161 48V44H162V42L165 44L166 42H165ZM185 40V41H186ZM189 40H191L190 42H189ZM33 41V40H32ZM41 41V40H40ZM68 41V40H67ZM203 41V40H202ZM206 41H207V39H206ZM13 42V41H12ZM69 42V41H68ZM67 42V43H68ZM85 42V41H84ZM119 42V43H120ZM140 42V41H139ZM142 42V41H141ZM16 43V42H15ZM36 43V42H35ZM45 43V42H44ZM58 43H59V41H58ZM66 43V42H65ZM81 43L82 42H80L79 43V41H78V44H80L81 45ZM182 43V42H181ZM69 44V43H68ZM67 44V45H68ZM78 44H74V45H76V47H77V45ZM179 46H178V45ZM202 44V43H201ZM205 44V42L202 44V46ZM212 44H210V47H211V45ZM67 45H65V46H67ZM120 45V44H119ZM130 45H131V47H130ZM141 45V44H140ZM166 45H167V43H166ZM165 45V46H166ZM183 45H185V44H183ZM186 45H187V43H186ZM189 45V44H188ZM212 45V46H213ZM36 46V45H35ZM35 46H34V48H35ZM64 46V45H63ZM63 46H61V47H63ZM65 46H64V48H61L60 46V48L61 49H64L63 51H61V50H59V51H61V53H62V56H61V59H60V61H58V63L59 62H64L65 60V63H67L70 59V57L72 56L71 55V51H70V54H67V52L65 53ZM164 46V47H165ZM167 46V47H168ZM182 46V45H181ZM201 46V47H202ZM209 46V45H208ZM207 46V47H208ZM215 46V45H214ZM14 47V46H13ZM41 47V46H40ZM57 47V46H56ZM68 47V46H67ZM66 47V48H67ZM75 47V46H74ZM75 47V48H76ZM141 47V46H140ZM139 47V48H140ZM177 47H179V49L177 48ZM204 47H206L205 45H204ZM58 48V47H57ZM59 48V49H60ZM79 48V47H78ZM131 48H133L132 50L134 51H132L131 50ZM145 48V49H144ZM166 48V47H165ZM182 48V47H181ZM215 48V47H214ZM214 48H210L211 49V51H214V50H212V49H214ZM36 49V48H35ZM40 49V48H39ZM68 49V48H67ZM82 50H83V48H81ZM162 49V50H161ZM168 49V48H167ZM166 49V50H167ZM184 49L185 48H182L181 50L182 51H184ZM210 49H204V50H210ZM264 49V48H263ZM18 50V49H17ZM57 50V49H56ZM70 50V49H69ZM78 50H80V48L78 49ZM77 50V51H78ZM131 50V51H130ZM177 50H176V55H177ZM197 50H195L196 51V53H198L199 54V52H197ZM262 50V49H261ZM36 51V50H35ZM67 51V50H66ZM74 52V53H77L78 54V52ZM117 51V50H116ZM186 51V50H185ZM200 51V50H199ZM201 51H202V48H201ZM200 51V52H201ZM211 51L209 52L210 54H212L211 53ZM96 52V51H95ZM94 52V53H95ZM114 52V51H113ZM133 52V56L134 57H132V55H131V57L132 58H134V59H136L134 62H133V65L131 66L130 64H129V67L131 66L132 67V69H131V67H130V69H131V71H130V69H129V71L131 72L130 74H128L127 75V71L125 72V70H126V68H125V63L127 64V63H129L128 62V60H129V58H130V54ZM165 52H167V51H165ZM181 52V51H180ZM187 52H185V53H187ZM208 52V51H207ZM262 52H263V50H262ZM60 52H58V54H61ZM74 53H72V54H74ZM83 54H84V52H82ZM139 53V52H138ZM184 53V55H186ZM195 53V52H194ZM203 53H202V55H203ZM216 53V52H215ZM254 53V54H255ZM260 53H261V51H260ZM264 53V52H263ZM262 53V54H263ZM43 54V53H42ZM42 54H40L41 56H42ZM82 54V55H83ZM114 54H116V52L114 53ZM162 55V57H158L159 55ZM164 54H166V53H164ZM182 54H183V52H182ZM253 54V55H254ZM71 55V56H70ZM80 55V54H79ZM119 55V54H118ZM253 55H251V56H253ZM257 55V54H256ZM264 55V54H263ZM262 55V56H263ZM33 56V55H32ZM58 56V55H57ZM74 56H76V55H74ZM81 56V55H80ZM85 56V55H84ZM148 56V57H147ZM149 56H154L153 58L154 59H156L157 57L160 59H162L161 60V62H159V64H160V66H157L156 65V63L157 62H155V65H156V68L157 67H159L158 69H156L155 68V65H154V59L153 58H149ZM155 56H157L156 58H155ZM163 56H165L164 57V59H163ZM199 56H201V54L199 55ZM13 57V56H12ZM18 57V56H17ZM28 57V56H27ZM26 57V58H27ZM31 57V56H30ZM29 57V59H31ZM55 57V56H54ZM53 57V58H54ZM58 57H60V55L58 56ZM58 57L56 58V59H58ZM82 57V56H81ZM145 57H147L148 58V62H147V58H145ZM256 57V56H255ZM21 58H22V56H21ZM23 58H25L24 56H23ZM25 58V59H26ZM33 58H34V56H33ZM33 58H32V60H33ZM36 58V57H35ZM34 58V59H35ZM87 58V57H86ZM85 58V59H86ZM200 58V57H199ZM199 58H197L196 57V59H199ZM202 58V57H201ZM205 58V57H204ZM258 58V57H257ZM256 58V59H257ZM263 58L264 57H262V61H264L263 60ZM17 59V58H16ZM19 59V58H18ZM25 59H23V62L24 63H22L25 67H24V73H18L17 72V67H16V63H15V66L13 65L14 64V62H13V64H12V66L11 67H8L9 69L6 71V73H5V75L4 76H2V78L3 79H5L4 81H2L1 79H0V90H1V96H0V111L1 110H3L2 111V115L4 114L5 116L4 117H6L7 119H12V120H15V121H9V120H7V121H4L5 122V124H3V125H0V141H1V145H2V148H0V150H1V158L3 159V161H2V163H3V165L2 166H0V264H112V262L111 261H113L112 259L110 260V258L109 259H106L107 257H106V255H105V252H104V243L108 240V239H110V234H109V232H106V231H104V229H102V227H101V225H103V224H101L100 222V224L98 223V222H96L97 220V217L95 218V216H97V215H95V213H96V209L94 210L95 211V213L92 211V209H91V203H89L90 201H92L93 200V197H92V200H90L91 198H89L88 199V197L90 196H88L87 194H89V193H87L86 194V192H88L87 190H88V188H89V192H91L90 191V189L93 187V184H94V182H93V180L92 179H90V178H88L89 176V174L88 175H85L86 177H84V180H83V184L81 183V185H80V190H78V192H77V195L76 194H74L75 195V197H77L78 199H79V203H80V205L78 206V204H77V206H78V209H79V212H81L82 213V217L81 218H83L84 219V225L86 226V231L85 232H83V234H87V235H89V236H84L85 237V241L88 243L89 241H92V247H90V248H92V250H90V248H88L87 246H85L84 244H82L81 245V243L82 242H84V238H83V240H82V238L80 239V236L78 237V235H76V234H74L73 235V233H74V229H75V226H74V223L70 220H65V222L63 221V220H61L60 218H58V210H57V208H56V206L55 205H51V204H48V200H47V197H45V196H47L48 195V193L46 194V190H48L47 188H45L46 190L44 191V187L43 186H41V188L43 187V189H40V186H39V184H38V182H36V181H34V182H32V183H29L28 184V187H27V197H28V199L26 198H24V200L25 201H23L24 202V207H22L23 205H21L20 204V199L19 198H21V197H16V196H14V188H13V185H14V178H13V175H12V173H11V175L9 174V177H6V176H3V172H4V170H5V168H6V166L7 165H9V163H10V161H12V157H11V147L9 146L10 144H9V142H10V140H9V136H6L5 135V132L6 131H8V129L4 132L3 130V126H6V123H9V124H11V125H16L17 126V122L19 123V124H21V127L22 126H24L25 128L27 127V129L29 130L30 129V132H31V130H32V132H33V136H34V138L33 139H35V140H32V141H36V140H40L45 134H47L50 130H52L53 128H54V126H50L49 127V123H50V120H53V119H56V115H57V113H58V110H57V106H56V104H58L59 102H60V98H61V89H62V87L60 86V82H59V80H58V83H56L55 81H53V82H55V84L53 85V87L48 91L47 90V88H46V83H41L40 82V74H41V76L43 75V73L44 74H46L45 72L47 71V72H51L50 73V77H52V73H53V75H54V79H55V70H56V66L58 65V63H57V65H56V62L55 61H50V63L48 64V62H47V64H45V63H39L40 65H42V64H45V65H47V67L46 68H48V69H43V70H41L40 68H38L37 69V67L35 66V65H39V64H34V61L35 60H33V61H31L30 60V63L29 64H26V63H28V62H26L25 63ZM29 59L27 60L26 59V61H29ZM69 59V60H68ZM73 60H74V58H72ZM71 59V60H72ZM78 59V58H77ZM81 59V58H80ZM88 59L89 58H87L86 59V61H84L83 59H81L80 61H79V63L76 65V66H78V67H86L89 63V61H88ZM93 59V58H92ZM91 59V60H92ZM150 59V60H149ZM153 59V60H152ZM175 59V58H174ZM252 59L254 60V58L252 57ZM38 60V59H37ZM37 60H36V62L35 63H37ZM62 60V61H61ZM71 60L69 61L70 63H71ZM110 60V59H109ZM144 60H145V62H144ZM151 60L153 61V62H151ZM203 60V59H202ZM21 62H22V60H20ZM156 61V60H155ZM248 61V60H247ZM249 61H251V60H249ZM42 62V61H41ZM73 62V61H72ZM149 64V62H151L150 64H151V66L149 65V68L150 67H153L152 66V64L154 65V67L153 68H155V69H153V68H150V69H152V71L154 70V71H157V77L158 78H149L150 77V75H147L148 74V72H147V76L145 75V71H147V69H146V66L145 65H148L147 63ZM8 63V62H7ZM19 63V62H18ZM99 61L98 62H96V64H94V65H99ZM146 63V64H145ZM240 64L243 66V68H244V70H242L241 69V66H240ZM246 64H247V62H246ZM65 65V64H64ZM71 65H72V63H71ZM69 66V65H67V66H69V67H65L66 69H68V68H70V67H73V65L72 66ZM93 65V66H94ZM43 66V65H42ZM41 66V67H42ZM59 66V65H58ZM63 66V65H62ZM61 66V64H60V67H62ZM92 66V67H93ZM126 66H128V65H126ZM248 66V65H247ZM39 67V66H38ZM64 67V66H63ZM77 67V68H78ZM169 67V66H168ZM43 68H45L44 66H43ZM58 68V67H57ZM76 68V67H75ZM80 68H78V69H80ZM201 69V70H199V69ZM60 69V68H59ZM59 69H57V70H59ZM62 70H63V68H61ZM66 69H64V70H66ZM72 69V68H71ZM98 69H99V67H98ZM111 69V68H110ZM260 69H262V68H260ZM73 70V69H72ZM95 70H96V68H95ZM127 70H128V67H127ZM61 71V70H60ZM92 71V70H91ZM93 71H94V69H93ZM100 71L101 70H99V72L98 73H100ZM103 71V70H102ZM110 71V70H109ZM128 71V72H129ZM153 71V72H154ZM162 72H164L163 74H162ZM73 73V72H72ZM155 73V72H154ZM168 73V72H167ZM257 75H256V74ZM259 73V74H258ZM264 73V72H263ZM22 74H25V76L23 77V76H21ZM61 74V73H60ZM92 74V73H91ZM90 74V75H91ZM46 75H48V73L46 74ZM62 75H63V73H62ZM88 75V74H87ZM89 75V76H90ZM213 75V76H212ZM258 75H260V76H258ZM1 76V75H0ZM69 76V75H68ZM72 76V75H71ZM149 76V77H148ZM264 76V75H263ZM90 78V77H89ZM164 78V79H165ZM52 79V78H51ZM64 79V78H63ZM260 79V80H259ZM96 80V79H95ZM107 80H108V82H107ZM159 80V81H158ZM18 81V82H17ZM164 81V80H163ZM263 81H264V79H263ZM263 81H262V85H264L263 84ZM50 82H52L51 80H50ZM52 82V83H53ZM189 82V83H188ZM182 83H185L183 86H182ZM51 84V83H50ZM49 84V85H50ZM192 84V85H191ZM73 85V84H72ZM163 85V84H162ZM240 85V84H239ZM238 85V86H239ZM68 86V85H67ZM93 86H96L95 84L93 85ZM241 86H239V87H241ZM253 86H256L255 88L253 87ZM104 87V88H105ZM238 87V88H239ZM252 87H253V89H252ZM70 89V88H69ZM77 89V88H76ZM75 89V90H76ZM108 89H111V90H108ZM231 89V90H230ZM236 89V88H235ZM92 90H93V88H92ZM94 90H95V88H94ZM105 90V91H106ZM230 90V91H229ZM244 92L243 93H241V95L242 94H244ZM252 92V91H251ZM106 93V92H105ZM245 93H247V92H245ZM256 93V92H255ZM46 94H48V100H47V103L45 104V105H43L42 106V102H43V100H42V98H44L45 97V95ZM107 94V93H106ZM163 94V95H162ZM231 94V93H230ZM250 92L248 93V95L247 94H245V97H242V99H244V100H247V99H249V100H251L250 98H252V97H250V95L252 96V93L250 94ZM91 95H92V93H91ZM156 95H155V97H156ZM246 95L249 97H246ZM254 96L255 95H257V97H256V99L253 101V103H250L249 101H247V102H249V107H250V104L252 105L251 107H250V109L248 108V109H244L245 108V106H247L246 104V101H243L242 99V101L243 102H245V103H241L242 101H238V100H234V102L233 103H235V101H236V103H235V107L232 109L231 107V109H230V111H227V112H225V114L223 113V114H220V115H223L221 118L219 117V120L221 121V124H223L222 126H223V128L226 126H229V127H233V128H235V127H238L239 128V130L238 131H241V133H243V135L246 137V138H248L249 139V141H253L254 139H255V141L256 140H258V142H260L261 144L260 145H263V147H264V97L261 95H259L258 96V94H253ZM90 96V95H89ZM230 96V95H229ZM229 96L227 97V98H229ZM232 96V95H231ZM230 96V99L232 98ZM235 96V97H236ZM244 96V95H243ZM94 97V96H93ZM160 98H162V97H160ZM160 98L158 97L157 98V100L159 99L160 100ZM234 98V97H233ZM246 98V99H245ZM114 99V98H113ZM87 100V99H86ZM252 100H253V98H252ZM112 101V100H111ZM116 101V100H115ZM222 101V100H221ZM227 101H229V100H226L225 102H227ZM237 101H238V103H237ZM61 102H63V103H65L64 102V100H62ZM83 102V101H82ZM117 102H115V103H117ZM63 103H60V104H63ZM230 104H232V105H234L232 102H229ZM239 103H241V105H238ZM59 104V105H60ZM81 104H83V103H81ZM80 104V105H81ZM141 104H143V105H141ZM165 104V105H164ZM227 104V103H226ZM243 104H245V106L243 105ZM243 105V106H242ZM68 106V105H67ZM120 106V107H121ZM223 106V105H222ZM240 106H242L243 107V109L245 110V111H243V110H241V111H239L240 110V108H242V107H240ZM161 107V106H160ZM239 108V110H238V108ZM122 108H119V109H122ZM144 108V107H143ZM142 108V109H143ZM223 108V107H222ZM260 108V109H259ZM60 109V108H59ZM141 109V110H142ZM220 109V108H219ZM258 109H259V112H258ZM140 110V108H139V111H141ZM144 110V109H143ZM161 110V109H160ZM260 110H262V111H260ZM60 111V110H59ZM149 111V110H148ZM173 111H175V112H173ZM159 112V111H158ZM215 112V111H214ZM120 113H121V111H120ZM144 113H145V111H144ZM147 113V112H146ZM213 113V112H212ZM140 114V113H139ZM150 114H147V115H150ZM1 115V114H0ZM84 115H86V114H84ZM122 115V116H121ZM141 115V114H140ZM144 115V114H143ZM152 115H150V116H152ZM169 115H170V113H169ZM64 116V115H63ZM137 116V115H136ZM146 116V115H145ZM155 116H152L153 118L155 117ZM65 117V116H64ZM94 117V116H93ZM176 117H179V116H176ZM79 118V117H78ZM87 118V117H86ZM151 118V117H150ZM180 118V117H179ZM84 119V118H83ZM82 119V120H83ZM117 119V118H116ZM159 119V118H158ZM166 119V118H165ZM182 119V120H183ZM96 120V119H95ZM152 120H154L155 121V124H154V128L157 130L158 129V131H159V136H161L162 137V135L164 136V134H165V132L167 133V131H164V130H162V129H164V128H158V126H157V119L156 118H154V119H152ZM178 120V119H177ZM218 120V119H217ZM218 120V121H219ZM56 121V120H55ZM85 121H87V119L85 120ZM117 121V122H118ZM134 121V120H133ZM165 121V120H164ZM170 121V120H169ZM219 121V122H220ZM4 122H2V123H4ZM70 122V121H69ZM93 122V121H92ZM96 122V121H95ZM95 122H94V124H95ZM75 123V122H74ZM99 123V122H98ZM53 124V123H52ZM119 124V123H118ZM139 124V123H138ZM152 124V123H151ZM172 124H173V122H172ZM220 124V125H221ZM8 125V124H7ZM59 125V124H58ZM67 125V124H66ZM75 125H76V123H75ZM83 125H85V129H84V132L86 133V134H88V136H91V137H93L94 138V136H97V135H99V139H100V142L102 143V139L104 138L103 136H102V129H101V127L99 126V125H97L96 127H92L93 129H94V131L93 132H90L89 131V129H87V127H86V125H87V122H86V124L84 123ZM126 125H128V124H126ZM153 125V124H152ZM160 125V124H159ZM184 125V124H183ZM68 126V125H67ZM138 126V125H137ZM148 126V125H147ZM167 126V125H166ZM191 126V125H190ZM195 126V127H196ZM197 126V127H198ZM64 127L65 126H63V125H60V126H58V131L60 130V132H63L62 130H64ZM113 127V126H112ZM165 127V126H164ZM13 128H16V127H13ZM69 128V127H68ZM82 128H84V127H82ZM119 128H121V127H119ZM210 128V127H209ZM228 128V127H227ZM3 129V130H2ZM67 129V127L65 128V130ZM154 129V130H155ZM182 129H185V128H182ZM208 129V128H207ZM236 129V128H235ZM54 130V129H53ZM69 129H67L66 130V133H68L67 131H68ZM92 130V129H91ZM117 130V129H116ZM168 130V129H167ZM193 130V129H192ZM225 130V129H224ZM12 131H14V130H12ZM89 132V133H87V132ZM111 131V130H110ZM115 131V130H114ZM196 131V130H195ZM237 131V132H238ZM83 132V133H84ZM100 132H101V134H100ZM124 132V131H123ZM175 132V131H174ZM232 132V131H231ZM236 132V131H235ZM7 133V132H6ZM15 133H16V131H15ZM117 133H118V131H117ZM139 133V132H138ZM182 133V132H181ZM221 133V132H220ZM65 134V133H64ZM85 134V135H86ZM110 134H111V132H110ZM126 134V133H125ZM140 134V133H139ZM175 134V133H174ZM8 135H10V134H8ZM15 135V134H14ZM27 135V134H26ZM68 135V134H67ZM84 135V134H83ZM11 136V135H10ZM80 136V135H79ZM123 136H125V135H123ZM181 136H182V134H181ZM8 137V138H7ZM16 137V136H15ZM86 137V136H85ZM84 136L82 137V139L83 138H85ZM90 137V139H92ZM118 137V140H119V135L117 136ZM165 137V136H164ZM176 137V136H175ZM88 138V137H87ZM158 138V137H157ZM243 138V137H242ZM90 139H88V140H90ZM97 139V138H96ZM125 137H122L121 138V142H124L125 141ZM247 139V140H248ZM61 140V139H60ZM87 140V139H86ZM85 140V141H86ZM87 140V141H88ZM94 140V139H93ZM92 140V141H93ZM150 140V139H149ZM167 140H168V138H167ZM184 140H185V138H184ZM12 141H13V139H12ZM92 141H88L87 143H88V147L86 148V150L88 149V153L94 158V157H96L97 156V154L100 152V150L102 149V147L104 146H101V143H99V142H97V141H99V140H97L96 142L98 143H95L94 141L92 142ZM127 141V140H126ZM156 142H157V140H155ZM203 141V140H202ZM49 142V141H48ZM55 142V141H54ZM62 142V141H61ZM120 142V143H121ZM175 142V141H174ZM177 142V141H176ZM11 143V142H10ZM27 143V142H26ZM84 143H86V142H84ZM86 143V144H87ZM155 143V142H154ZM166 143V142H165ZM201 143V142H200ZM18 144V143H17ZM117 144V145H116ZM115 145V149H117V151H118V148H117V146H118V144L119 143H116ZM123 144V143H122ZM122 144H119L120 146L122 145ZM127 144V143H126ZM152 144V143H151ZM184 144V143H183ZM187 144V143H186ZM12 145V144H11ZM15 145V144H14ZM62 145V144H61ZM124 145V144H123ZM130 145V144H129ZM136 145V144H135ZM169 145V144H168ZM180 145V144H179ZM125 146V145H124ZM154 146V145H153ZM167 146V145H166ZM220 146V145H219ZM232 146V145H231ZM16 147V146H15ZM122 147V146H121ZM137 147V146H136ZM174 147V146H173ZM14 148V147H13ZM63 148V147H62ZM120 148V147H119ZM123 148V147H122ZM125 148H127V145L125 146ZM133 148V147H132ZM176 148V147H175ZM255 148V147H254ZM74 149V148H73ZM134 149V148H133ZM148 149V148H147ZM157 149H158V147H157ZM17 150V149H16ZM68 150V149H67ZM120 150H121V148H120ZM135 150V149H134ZM144 150V149H143ZM146 150V149H145ZM156 150V149H155ZM37 151V150H36ZM61 151V150H60ZM83 151H84V149H83ZM153 151V150H152ZM147 152V154H145V158L147 159V161L146 162H144L145 164L147 163V165L148 166H145V169H146V167H147V169L148 170H152L153 168H148L149 167V163H151L152 164V162H154L156 159H157V155H155V153H158L159 151L157 150L155 153L154 152ZM177 151V150H176ZM252 151V150H251ZM48 152V151H47ZM126 152V151H125ZM132 152H133V150H132ZM131 152V153H132ZM145 152V151H144ZM175 152V151H174ZM254 152V151H253ZM49 153V152H48ZM60 153V152H59ZM115 154H116V152H114ZM118 153H120V152H118ZM122 153V152H121ZM141 153V152H140ZM31 154V153H30ZM109 154V153H108ZM125 154V153H124ZM142 154V153H141ZM140 154V156H142ZM159 154V153H158ZM33 155V154H32ZM85 155V154H84ZM88 155V154H87ZM99 155V154H98ZM121 156H119V154H117L116 156L117 157H115V155L113 156V157H115V158H117V159H119L120 160V162H121V160L123 159V160H125L124 158H125V156H124V158L122 157V154H120ZM206 155V154H205ZM34 156V155H33ZM73 156V155H72ZM138 156V155H137ZM140 156H138V157H140ZM169 156V155H168ZM248 156V155H247ZM32 157V156H31ZM241 157V156H240ZM15 158V157H14ZM21 158V157H20ZM67 158H69V157H67ZM91 158V157H90ZM141 158V157H140ZM222 158V157H221ZM139 159V158H138ZM142 160H143V158H141ZM159 159V158H158ZM158 159H157V161L156 162H158ZM226 159V158H225ZM115 160V162H116V159H114ZM119 160H118V164H119ZM122 160V161H123ZM132 160V159H131ZM135 160V159H134ZM160 160V159H159ZM208 160V159H207ZM221 160V159H220ZM144 161H145V159H144ZM185 161V160H184ZM136 162V161H135ZM164 163V162H163ZM197 163V162H196ZM19 164H21V163H19ZM48 164V163H47ZM117 164V165H118ZM120 164H122V162L120 163ZM119 164V165H120ZM129 164V163H128ZM131 164V163H130ZM133 164V163H132ZM174 164V163H173ZM183 164V163H182ZM238 164V163H237ZM122 165H125V164H122ZM138 165V164H137ZM159 165V162H158V164H156V168H157V166ZM184 165V164H183ZM182 165V166H183ZM206 165V164H205ZM61 166V165H60ZM153 166H154V164H153ZM172 166V165H171ZM202 166V165H201ZM212 166V165H211ZM45 167V166H44ZM84 167V166H83ZM150 167H152V166H150ZM219 167V166H218ZM40 168V167H39ZM88 168V167H87ZM86 168V169H87ZM92 168V167H91ZM143 168V167H142ZM197 168V167H196ZM35 169V168H34ZM81 169V168H80ZM94 169V168H93ZM144 169V170H145ZM221 169V168H220ZM253 169V168H252ZM41 170V169H40ZM44 170V169H43ZM148 170H146V171H148ZM182 170V169H181ZM6 171V170H5ZM45 171V170H44ZM61 171V170H60ZM90 171H91V169H90ZM263 171H264V169H261L259 172H258V174H256V173H253V174H256V175H259V176H261V175H264V174H262L263 173ZM54 172V171H53ZM50 173V176L49 177H51L50 179H53V180H55L56 182V184L58 183L60 186V188H61V190H59L58 189V191H61L62 192V190L64 189V187L66 186V181H65V179L62 177V176H60L59 174H56V172L55 173ZM86 173H88L87 171H85ZM152 172V171H151ZM179 172V171H178ZM256 172V171H255ZM148 173V172H147ZM153 173H154V171H153ZM37 174V173H36ZM46 174H48V172L46 173ZM130 174V173H129ZM146 174V173H145ZM144 174V175H145ZM92 175H94L93 173H92ZM156 175H158L157 174V172H156ZM165 175V174H164ZM211 175V174H210ZM21 176V175H20ZM19 176V177H20ZM125 176V175H124ZM208 176V175H207ZM47 177V176H46ZM112 177V176H111ZM154 177H157V176H154ZM171 177V176H170ZM209 177H211V176H209ZM214 177V176H213ZM23 178V177H22ZM28 178V177H27ZM125 178V177H124ZM129 178V177H128ZM145 178V177H144ZM159 178V177H158ZM190 178V177H189ZM199 178V177H198ZM219 178V177H218ZM229 178V177H228ZM240 178V177H239ZM46 179V178H45ZM94 179V178H93ZM155 178H153V181L155 182V180H154ZM171 179V178H170ZM221 179V178H220ZM245 179V178H244ZM250 179V178H249ZM28 180V179H27ZM111 180V179H110ZM142 180V179H141ZM193 180V179H192ZM205 180V179H204ZM240 180V179H239ZM148 181V180H147ZM153 181H152V183H153ZM250 181V180H249ZM259 181V180H258ZM115 182V181H114ZM151 182V181H150ZM162 182V181H161ZM238 182V181H237ZM28 183V182H27ZM156 183V182H155ZM154 183V184H155ZM193 183V182H192ZM227 183V182H226ZM247 182H245V184H246ZM43 184V183H42ZM163 184V183H162ZM239 184H242V182H240ZM244 184V185H245ZM44 185V184H43ZM193 185V184H192ZM237 185V184H236ZM18 186V185H17ZM54 186V185H53ZM149 186V185H148ZM166 186V185H165ZM197 186V185H196ZM220 186V185H219ZM240 186V185H239ZM243 186V185H242ZM252 186H254V185H252ZM19 187V186H18ZM171 187V186H170ZM221 187V186H220ZM245 187H247L246 185H245ZM106 188H108V187H106ZM152 188H155V187H153L152 186ZM20 189V188H19ZM54 189V188H53ZM65 189H66V187H65ZM64 189V190H65ZM67 189H69V187L67 188ZM96 189V188H95ZM129 189V188H128ZM139 189V188H138ZM157 189V188H156ZM155 189V190H156ZM244 189V188H243ZM63 190V191H64ZM76 190V191H77ZM120 190V189H119ZM158 190V189H157ZM156 190V191H157ZM195 191V193L197 194L198 193V189H194ZM255 190V189H254ZM17 191H18V188H17ZM156 191L154 192V193H156ZM207 191V190H206ZM43 192H45V193H43ZM141 192V191H140ZM150 192H151V190H150ZM159 191H157V193H158ZM55 193V192H54ZM112 193V192H111ZM153 193V194H154ZM229 193H231V192H229ZM52 194V193H51ZM148 194V193H147ZM213 194V193H212ZM218 194V193H217ZM236 194V193H235ZM21 195H22V193H21ZM88 197H87V196ZM97 195V194H96ZM123 195V194H122ZM156 195V194H155ZM179 195V194H178ZM186 195V194H185ZM198 195V194H197ZM51 196V195H50ZM56 196V195H55ZM60 196V195H59ZM64 196V195H63ZM91 196H92V192H91ZM110 196V195H109ZM167 196V195H166ZM193 196V195H192ZM253 196V195H252ZM26 197V196H25ZM74 197V198H75ZM106 197V196H105ZM156 197V196H155ZM158 197V196H157ZM160 197H161V195H160V193H159V197L157 198V199H159L160 200ZM169 197V196H168ZM175 197V196H174ZM184 197V196H183ZM104 198V197H103ZM111 198V197H110ZM113 198V197H112ZM125 198H127V197H125ZM130 198V197H129ZM144 198V197H143ZM234 198V197H233ZM67 199V198H66ZM69 199V198H68ZM108 200H111V199H109V198H107ZM23 200V199H22ZM21 200V201H22ZM90 200V201H89ZM106 200V199H105ZM124 200V199H123ZM153 200V199H152ZM159 200H158V203H159ZM186 200V199H185ZM221 200H223V199H221ZM220 200V201H221ZM61 201V200H60ZM94 201V200H93ZM107 201V200H106ZM157 201V200H156ZM201 200H197V202H194V203H196V204H198L199 202H200ZM250 201V200H249ZM95 202V201H94ZM93 202V203H94ZM108 202V201H107ZM107 202H105V203H107ZM110 202V201H109ZM108 202V203H109ZM121 202V201H120ZM124 202V201H123ZM160 202H161V200H160ZM165 202V201H164ZM224 202V201H223ZM222 202V203H223ZM226 202V201H225ZM92 203V204H93ZM105 203H104V205H105ZM112 203V202H111ZM152 203V202H151ZM178 203V202H177ZM184 203V202H183ZM94 204H96V203H94ZM123 204V203H122ZM133 204V203H132ZM191 204V203H190ZM252 204V203H251ZM250 204V205H251ZM182 205V204H181ZM195 205V204H194ZM108 206H110V205H108ZM107 206V207H108ZM123 206V205H122ZM174 206V205H173ZM72 207V206H71ZM106 207V208H107ZM118 207V206H117ZM124 207H125V205H124ZM61 208V207H60ZM93 208V207H92ZM108 208H110V207H108ZM164 208V207H163ZM202 208L204 209L205 208V205H204V203H203V205H202ZM209 208V207H208ZM73 209V208H72ZM118 209V208H117ZM139 209V208H138ZM197 209V208H196ZM202 209V210H203ZM206 209V208H205ZM111 210H113V209H111ZM120 210H123V209H121L120 208ZM119 210V211H120ZM155 210V209H154ZM208 210V209H207ZM107 211H110V210H106V212ZM116 211V210H115ZM125 211V210H124ZM156 211V210H155ZM113 212V211H112ZM112 212H111V214H112ZM117 212V211H116ZM121 212V211H120ZM123 212V211H122ZM121 212V213H122ZM108 213V212H107ZM110 213V212H109ZM114 213V212H113ZM119 213V212H118ZM153 213V212H152ZM178 213V212H177ZM203 213V212H202ZM206 213V212H205ZM264 213V212H263ZM69 214V213H68ZM139 214V213H138ZM142 214V213H141ZM167 214V213H166ZM201 214V213H200ZM104 215V214H103ZM106 215V214H105ZM115 215V214H114ZM155 215V214H154ZM159 215H161V214H159ZM168 215V214H167ZM232 215V214H231ZM75 216V215H74ZM99 216V215H98ZM101 216V215H100ZM108 216H109V214H107V218H108ZM110 216H113V214L112 215H110ZM200 216V215H199ZM206 216V215H205ZM62 217V216H61ZM157 217V216H156ZM155 217V218H156ZM161 217L162 218H164V216H162L161 215ZM160 216H159V218H161ZM111 218H114V217H111ZM111 218H110V221H112L111 220ZM117 218V217H116ZM148 218V217H147ZM155 218H154V220H155ZM158 218V217H157ZM191 218V217H190ZM205 218V217H204ZM204 218H201L202 219V222H198V221H196L197 223H195L191 228H190V230H188L186 233H184V234H186V235H184V238H183V240H184V245L186 246L185 248H191V246H193L195 243H197L198 242V240H200V238H201V228H202V226H203V222H204ZM177 219V218H176ZM248 219V218H247ZM158 220V219H157ZM155 221V222H157V225H158V223L160 222H158V221ZM160 220V219H159ZM205 220H207V219H205ZM250 220V219H249ZM105 221H106V219H105ZM104 221V222H105ZM109 221V220H108ZM151 221V220H150ZM152 221H153V219H152ZM151 221V222H152ZM162 222H164L163 220H161ZM183 221V220H182ZM245 221V220H244ZM103 222V223H104ZM107 222V221H106ZM114 221H112L111 223H113ZM147 222H149V219H148V221ZM110 223V222H109ZM146 223V222H145ZM114 224V223H113ZM113 224H111V226H112V228H113V230L115 229L114 227H115V225H114V227H113ZM156 224V223H155ZM160 224H162V223H159V225ZM168 225H169V223H168ZM202 225V226H201ZM235 225V224H234ZM107 226H108V222H107ZM134 226V225H133ZM191 226V225H190ZM14 227V228H13ZM153 227V226H152ZM158 227V226H157ZM159 227H161V225L159 226ZM205 227V226H204ZM223 227V226H222ZM155 228H156V226H155ZM154 228V229H155ZM164 228V227H163ZM13 229H15V232H14V230ZM83 229V228H82ZM107 229V228H106ZM142 229V228H141ZM188 229V228H187ZM203 229V228H202ZM217 229V228H216ZM84 230V229H83ZM157 230H158V228H157ZM229 230V229H228ZM9 231H13L12 233H8ZM76 231V230H75ZM82 231V230H81ZM107 231H108V229H107ZM109 231H112L111 230V227H110V230ZM115 231V230H114ZM113 231V232H114ZM200 231V233H197V232H199ZM252 231V230H251ZM123 232V231H122ZM150 232V231H149ZM219 232V231H218ZM231 232H233V231H231ZM235 232V231H234ZM111 233V232H110ZM114 233H116V232H114ZM158 233V232H157ZM80 234H82L81 232H80ZM113 234V233H112ZM159 234V233H158ZM163 234H164V232H163ZM199 234V235H198ZM220 234V233H219ZM73 235V236H72ZM114 235L115 234H113V236L112 237H114ZM221 235V234H220ZM156 236V235H155ZM164 236H166V235H164ZM218 236V235H217ZM74 237H76V238H74ZM160 237V236H159ZM220 237V236H219ZM115 238V237H114ZM89 239V241H87ZM221 239V238H220ZM218 240V239H217ZM234 240V239H233ZM232 240V241H233ZM228 241V240H227ZM108 242V241H107ZM156 242V241H155ZM174 242V241H173ZM216 242V241H215ZM214 242V243H215ZM246 242V241H245ZM85 243V242H84ZM151 243V242H150ZM218 243H220V242H218ZM106 244V243H105ZM109 244H111V243H109ZM146 244V243H145ZM172 244V243H171ZM241 244H242V242H241ZM106 245H108V244H106ZM147 245H149V244H147ZM151 245L152 244H150V248H151ZM161 245V244H160ZM166 245V244H165ZM176 244H174L173 246H170L169 248H168V252L170 251L169 249H172L173 250V248L174 247H176L175 246ZM198 245V244H197ZM200 245V244H199ZM219 245V244H218ZM221 245V244H220ZM110 246V245H109ZM113 246H114V243H113ZM112 246V247H113ZM196 246V245H195ZM107 247V246H106ZM111 247V248H112ZM149 247V246H148ZM168 247V246H167ZM201 247V246H200ZM114 248V247H113ZM149 248V249H150ZM197 248V247H196ZM226 248V247H225ZM115 249V248H114ZM137 249V248H136ZM152 249H154L155 251H153L152 250V253L151 254H154L155 253V255L153 256V258L150 256V253L148 254L149 256H147V257H145V256H143V257H141V256H139V254H132V256L130 255V259H128L127 260V264H190V262H188V260H187V256L186 255H184V256H180V257H178L176 254V257H169L168 258V256H167V258L165 259V260H162V258H161V260H159V258L161 257V253H160V250H159V248H158V245L156 244V245H154V247H152ZM167 249V248H166ZM165 249V250H166ZM214 249H215V247H214ZM221 249V248H220ZM116 250V249H115ZM126 250V249H125ZM162 250V249H161ZM184 250V249H183ZM218 249H216V250H212V251H214V254L213 255H215L216 253H218V251H217ZM107 251V250H106ZM174 251V250H173ZM179 251H180V249H179ZM178 251V252H179ZM186 251V250H185ZM190 251V250H189ZM154 252V253H153ZM165 252V251H164ZM187 252H188V250H187ZM165 253H167V252H165ZM191 253V252H190ZM201 253V252H200ZM220 253H221V251H220ZM109 254V253H108ZM113 254H114V252H113ZM144 254V253H143ZM207 255V254H206ZM257 255V254H256ZM259 255V254H258ZM170 256V255H169ZM174 256V255H173ZM218 256H219V254H218ZM128 257H129V255H128ZM163 257V256H162ZM217 257V256H216ZM227 257V256H226ZM122 258V257H121ZM206 258V257H205ZM213 258H214V256H213ZM229 258V257H228ZM125 259V258H124ZM189 259V258H188ZM219 259V258H218ZM126 261V260H125ZM205 261V260H204ZM216 261V260H215ZM222 261V260H221ZM121 262H123V261H121ZM229 262V261H228ZM231 262V261H230ZM193 263V262H192ZM218 263H220V262H218ZM261 263V262H260ZM125 264H126V262H125ZM227 264V263H226ZM252 264H255L254 262L252 263Z\"/></svg>",
    "mask_w": 264,
    "mask_h": 264
}]
</instances>
